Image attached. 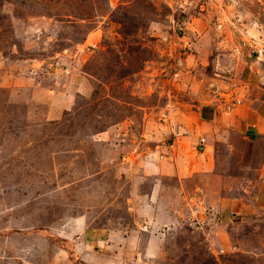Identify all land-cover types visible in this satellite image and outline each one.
Masks as SVG:
<instances>
[{
	"label": "rangeland",
	"instance_id": "rangeland-1",
	"mask_svg": "<svg viewBox=\"0 0 264 264\" xmlns=\"http://www.w3.org/2000/svg\"><path fill=\"white\" fill-rule=\"evenodd\" d=\"M247 62L264 0H0V264H264V215L144 169Z\"/></svg>",
	"mask_w": 264,
	"mask_h": 264
},
{
	"label": "crops",
	"instance_id": "crops-1",
	"mask_svg": "<svg viewBox=\"0 0 264 264\" xmlns=\"http://www.w3.org/2000/svg\"><path fill=\"white\" fill-rule=\"evenodd\" d=\"M246 65L235 79L240 83L228 92L235 93L234 100L243 97L244 101L228 107L226 121L163 125L172 142L156 146L151 155L159 154L161 161L151 168L144 166L153 175L179 182L200 178L195 190L205 199L214 194L211 210L228 222L232 217L247 220L264 215V70L251 62Z\"/></svg>",
	"mask_w": 264,
	"mask_h": 264
},
{
	"label": "built area",
	"instance_id": "built-area-1",
	"mask_svg": "<svg viewBox=\"0 0 264 264\" xmlns=\"http://www.w3.org/2000/svg\"><path fill=\"white\" fill-rule=\"evenodd\" d=\"M204 140L202 139L201 142H203Z\"/></svg>",
	"mask_w": 264,
	"mask_h": 264
}]
</instances>
